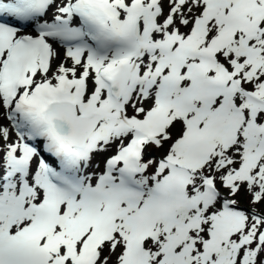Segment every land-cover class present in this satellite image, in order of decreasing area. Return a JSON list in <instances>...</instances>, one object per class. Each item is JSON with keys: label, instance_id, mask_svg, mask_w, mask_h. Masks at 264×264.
I'll list each match as a JSON object with an SVG mask.
<instances>
[{"label": "snow or ice", "instance_id": "6c2138e0", "mask_svg": "<svg viewBox=\"0 0 264 264\" xmlns=\"http://www.w3.org/2000/svg\"><path fill=\"white\" fill-rule=\"evenodd\" d=\"M0 264H264V0H0Z\"/></svg>", "mask_w": 264, "mask_h": 264}]
</instances>
